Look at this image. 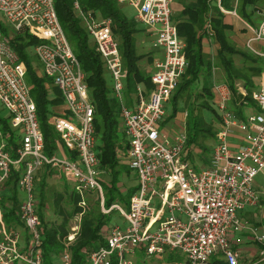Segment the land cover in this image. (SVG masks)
<instances>
[{
	"label": "built area",
	"instance_id": "1",
	"mask_svg": "<svg viewBox=\"0 0 264 264\" xmlns=\"http://www.w3.org/2000/svg\"><path fill=\"white\" fill-rule=\"evenodd\" d=\"M116 1L130 6L136 12L137 22L152 29V47L161 49L163 55L153 68L152 89L145 96L137 88L135 107L128 109L123 96L124 70L110 20L97 19L94 13L80 8L79 0H73V11L110 74L112 95L118 103L128 144L124 156L135 176L136 191L129 198L128 207L115 204L104 209L94 107L78 60L59 24L54 0H0V16L9 29L23 30L38 41L32 48L33 55L41 73L60 91L72 119L57 117L50 124L59 134L62 146L75 153L77 160L70 162L46 154L36 106L25 82V68L10 45V37L0 31V112L5 113L3 118L9 120L10 128L20 134L14 154H10L0 118V189L15 168H22L17 176V186L24 193L19 219L29 236L27 250H20V235L6 230L0 205V264H43L36 249L40 242V220L36 213L34 182L36 171L45 166L61 173L80 196L97 193L103 215L116 211L123 219V226H110L104 245L91 252L87 264H135L131 258L136 250L142 251L146 258L180 254L184 262L175 264H209L213 259L224 264H240L229 235L245 232L264 247V234L239 218L243 210L255 207L262 195L253 189L251 182L258 174L264 178V74L259 90L251 94L259 112L244 120H238L228 111L227 86L219 84L214 88L218 97L215 110L220 118L219 128L213 139L209 165L195 170L185 160V136L177 134L168 142L159 128L165 116L164 105L187 69L185 44L171 23L173 0ZM248 29L249 52L264 59L263 52L251 47L253 42L264 41V20L257 28ZM235 86L244 95L240 85ZM234 130L242 134L243 140L235 155L228 140ZM79 204L85 207L83 202ZM73 238L74 235L68 236L59 264H71L67 246ZM259 256L264 262V248Z\"/></svg>",
	"mask_w": 264,
	"mask_h": 264
},
{
	"label": "trees",
	"instance_id": "2",
	"mask_svg": "<svg viewBox=\"0 0 264 264\" xmlns=\"http://www.w3.org/2000/svg\"><path fill=\"white\" fill-rule=\"evenodd\" d=\"M213 0H192L183 5V11L178 15L174 25L176 26L178 38L185 44L184 54L187 62V69L181 77L178 88L171 96V113L175 116L177 104L180 100H187L193 96L194 102L200 101L198 108L193 106L194 102L187 106L189 110L185 123V160L191 152L199 151L205 153L207 141L215 136L218 117L212 107L213 94L207 84L198 87V82L203 73L209 75L212 67L209 62L204 63L202 50V37L207 34L206 28L209 25L213 45L216 47V63L221 67L226 82L230 86L232 95H235L233 88L234 80L244 82L247 91V97L243 99L251 103L250 90L252 88L251 78L259 76L262 67L251 66L246 70H240L233 66L232 57L237 55L245 62L251 65L256 64V60L247 53L236 49L227 38V33L231 32L232 26L223 22L224 15L217 9L211 8ZM227 0H221V4L227 7ZM264 0H237L236 10L240 19L250 21L253 10L261 9ZM81 9L99 13L101 18L111 21L112 34L118 41L119 56L123 69L127 72V90L133 88L136 84H143L151 89V77L142 74L138 69V63L146 57L137 52L135 37L142 32L138 29L133 18L127 17L120 10L116 0H80ZM55 13L57 14L59 24L65 33L67 42L71 45L72 51L78 60L81 72L84 75V83L88 88L90 101L94 107V130L96 135L98 169L102 177L103 203L104 209L111 207L114 202H121L124 207L128 206V200L133 195L135 186L123 190L119 187L122 177L128 178L131 173L129 168L118 158L117 150L124 149L126 144L120 137L119 116L116 114V105L110 99L111 89L107 86L105 71L101 57L94 49L93 43L81 27L80 22L73 11V0H54ZM252 9V12L251 10ZM1 31V28H0ZM4 36L10 37L12 46L17 59L25 68V82L29 88L30 97L36 106V115L39 120L40 131L43 134V142L46 152L51 154L54 149L57 136L48 124L50 115L55 114V109L62 105L61 94L58 89L52 90V98H48V89L46 85L49 81L45 77H40L39 66L29 50L38 44V41L32 39L27 32L21 30L13 31L10 35L1 31ZM186 104V103H185ZM201 111L209 112L213 118L205 121ZM2 129L9 133V143L13 144L17 139V133H12L8 129L6 119L2 120ZM124 146V147H123ZM16 177L10 179V188L12 191V208L6 209L7 220H16L14 217L17 211V195L14 191ZM44 183H40V192L38 193V208L36 210L40 226L38 234L40 236L39 245L36 247L41 252L43 264H55L58 255L62 252L63 241L69 232V224L74 216L81 214L78 230L74 241L69 245L70 263L87 264V259L91 252L104 245L105 228L109 223L107 215H102L99 211L82 210L78 202L80 196L72 190H66L65 194H59L55 197L52 205L54 212L59 219L54 223L45 221L41 212L44 207ZM98 204V203H97ZM98 207V206H97ZM18 223V222H16ZM264 224V223H263ZM27 238V237H26ZM27 250V249H26ZM172 255H166L168 263L172 261ZM13 264H23L16 262ZM209 264H224L221 261L213 260Z\"/></svg>",
	"mask_w": 264,
	"mask_h": 264
},
{
	"label": "crops",
	"instance_id": "3",
	"mask_svg": "<svg viewBox=\"0 0 264 264\" xmlns=\"http://www.w3.org/2000/svg\"><path fill=\"white\" fill-rule=\"evenodd\" d=\"M190 1H192V0H173L172 1L170 10H171V23L173 25H174L176 19L178 18V15H180V13L183 11L182 10L183 9V5H186V3L190 2ZM79 4H80V0H79ZM117 4L119 5V7L120 6H125V5H121L119 3H117ZM226 4H227V7H224L221 4V0H219V1L218 0H213L210 5H211V8L214 11L218 9L224 15L223 22L226 23L227 25H231L232 26V23L227 20V16H230V15L234 16L235 18H237L239 20V22L243 24V31H246L247 30V37H245V36L243 37L242 34L239 35V36L237 35L236 38H237L238 41H237L236 44L234 43V47L236 49L244 52L245 54L247 53L249 56H252V58H254L256 60V64L255 65H251L247 61L245 62L241 57L235 55V56L232 57L233 66L236 67L237 69H240V70H246V68H249L251 66H254V67L259 66L260 68L262 67L261 74L259 76H256V77L251 78L252 85H253L252 88H251V90H250V95H251L253 93H256L259 90V86H260V82H261V77L264 74V59L263 58L256 57L251 52H249V50H248V48L246 46L247 41L251 38L250 37L251 34H250V31H249L248 27L254 29V28H257L262 23V21L264 20V7H263L262 10L261 9H259V10H253V12H252V9H250L251 12L253 13L252 16L250 17V21H243L242 19L239 18L238 14H237V10H236L237 0H231L230 2H229V0H227ZM126 6H128V5H126ZM230 6H231L232 9H230V11H229L228 8H230ZM128 7H130V6H128ZM80 8H81V6H80ZM219 8L223 9L225 11V13H223ZM133 12H134V17H132V18L134 19L135 23L138 24V25H140L142 28L145 29L146 35L149 38L148 40H150L149 41V44H148V46L150 47V51H146V53L149 52L148 53L149 55L147 57H145V63L146 64L143 67H141V68H142V70H145V73L144 74L149 75L151 77V75H152V73L154 71L153 68H154L155 63L158 62V60H160L162 58V55L163 54H162L161 49H159V48L158 49H155V48L152 47V42H153V33H152L153 31H152V29L150 27H147V26H145L143 24L141 25L140 23H138L137 20H136V12L134 10H133ZM91 13H94V12H91ZM94 14H95V17L97 19H104V18H101L100 17L99 13H94ZM254 16H257V17L262 16L263 17L262 20L260 21V24L252 25L251 21H252V18ZM206 26H207V28H206L207 34L202 37L203 39H202V45H201L202 46L201 53L203 54V61H204V63H208L209 62V64L212 67V69H211L209 75H205L203 73V75L199 79L198 87L201 88L203 86V84H207L210 87V91L212 90V94H213V97H214L213 102H212V107H213L214 111H216L215 110V106H216V104L218 102V97H216L215 89L214 88L216 86H218L219 84L226 85L227 88H228V91H229V96H230V99H229V101L227 103V109H228V111H230L232 113V115H234L235 118H237L238 120H244L249 115L258 113L259 110L257 109V107L255 105V102L252 100V95L250 96L251 97V103H249V101H245L243 99L244 97H247V91H246V88L244 87L245 85H244V82L243 81L238 80V79L237 80H234L233 88H234L236 94L235 95H232V92L230 90V86L226 82V77H225V74H224L222 68L217 66V63H216V51L214 52L215 54H212V53L209 52V48L213 45V42H212L211 34L208 32L209 31V25L207 24ZM110 27H111V25H110ZM232 29L234 30L233 26H232ZM111 33H112V27H111ZM112 36H113V34H112ZM137 36H139V35H137ZM113 39L116 41L115 37H113ZM181 41L183 42V40H181ZM228 41L231 44L229 38H228ZM117 43H118V41H117ZM251 47H252V49H254L257 52H260V53L263 52L264 53V41L253 42L251 44ZM136 48H137V42H136ZM118 53H119V50H118ZM120 58H121V56H120ZM236 58L238 59V61H236ZM37 62H38V60H37ZM140 62H142V61H140ZM37 64L39 66V63H37ZM103 68H104V71H105V78H106L107 86H109L110 89H111L110 99L115 102L116 109H117L116 110V114L119 116V118H118V120H119V129H120L119 134H120V137L123 138L124 145L126 144V146H125L124 149H118L117 150L116 158L117 159L119 158L128 167V160L124 156V154L127 151L128 144H127V139H126V136H125V133H124V129H123V126H122L121 116L119 114L118 103L113 98V95H112V85H111V77H110L109 72L105 69L104 64H103ZM138 69H139V66H138ZM122 70H124L123 69V66H122ZM140 72H141V70H140ZM38 73H39V76L40 77H45L43 75V73H41L40 66H39ZM108 80H109V83H108ZM126 80H127V72H126V70H124V77H123V80H122V83L124 85L123 96H124V100H125L126 106L128 107V109L131 110V109H134V107H135L134 104H135V101H136V99H135L136 89L137 88H140L142 90L143 94L146 96V94L152 88L149 89L146 86H144L143 84H136L133 88H131L130 90H127ZM48 81H49V84L46 85V88L48 89V98L51 99L52 96H53L52 95V90L53 89H57V88L53 87V85H52V83H51L50 80H48ZM236 84H239L240 87L244 90V95H242L236 89V86H235ZM88 96H89V93H88ZM61 98H62V96H61ZM170 99H171V97H170ZM170 99L164 105V113H165V116H164L163 120L160 122V125H159L160 131L163 132V135H164V137L166 138V140L168 142H171V140L177 134H183L185 136V127L184 128H181V127H178L176 125L177 122H178V120H179V117L177 116L178 115L177 114L178 109H181V103H185V100L184 101L183 100H180L178 102L176 114H175L174 117H172V113H171V108L172 107H171V100ZM89 100H90V97H89ZM61 102H62V105L58 106L57 109H55V111H56L55 114L50 115L49 118H48V124L52 128V131H54V130H53V127H52V125L50 123H51V121H52L53 118L63 117L65 119H67L68 121H72L71 117L69 116V114H68V112L66 110L65 103L63 102V99H62ZM168 103L170 104L169 114H167V106H168ZM186 113L184 115L187 117V114L188 113L187 114ZM207 113L209 114L208 117H211V119H212L213 118V115L211 113H209V112H207ZM216 115L218 117V122L216 124L217 127L215 129V133L218 130L219 123H220V118H219V116L217 114V111H216ZM3 117H5V113L0 112L1 132L3 133L4 141H5V144H6V149L10 152V154H14V151H15L14 148H15V146L19 142L20 134H19V131L18 130H16V129L15 130H12L10 128V126H9V120L6 119V118H3ZM4 119H6V121H7V126H8V129L10 130V132L17 133V136L18 137H17V139L15 140V142L13 144L9 143V140H8L9 133H7V131H3V129H2V120H4ZM204 119H205V121H209L206 118H204ZM39 127H40V125H39ZM54 133L57 136V139H56L55 143L53 144L54 149H52L51 154H48L46 152V148H45L46 154L49 155V156H55L57 158H59V157L60 158H64L66 160H69L70 162H76L77 160H76L75 153L67 151L66 148H64V146H62V144H61V139H60L59 134H57L55 131H54ZM213 139H212V141H213ZM185 140H186V137H185ZM228 140H229V148H230L232 154L235 155V153L237 152V149L239 148V146H241L243 144L242 134L239 131L234 130L233 131V134L228 138ZM43 145H44V142H43ZM95 145H96V135H95ZM213 145H214V141H213ZM96 147H97V145H96ZM212 148H213V146H212ZM183 152H185V147H184V151ZM96 156H97V148H96ZM205 158H206V156H205ZM205 158H203L204 163L198 165L199 168H200L199 170H203L204 168H206L209 165L210 157H208L209 159L208 158L205 159ZM98 166H99V164H98ZM21 171H22V168H19V169L15 168L9 174V176H8L9 178L6 179L2 183L1 189H0V205L2 206V204H3V206H5L6 209L12 208V203H11L12 191H11V188H10V185H9V183H10L9 181L12 178V176H15L16 177V181H15L13 187H14V191L16 192V195H17V202H18L17 203V206H18V208H17V211L14 214V217L18 221H15V220H7V218H5L4 216H5V214H7L8 211L6 209H4V207L2 206L3 221L5 223L4 226H5L6 230H11V231L15 232L16 234L20 235L21 243L19 244V249L22 250V251H26V248H28V246H29V242H28L29 241V236L27 235V232L24 229L23 223L19 219V208H20L19 205L22 203V201L24 199V193L22 191H20L19 188H18V186H17V179H18L17 176H19V173ZM98 172L100 174L99 169H98ZM130 173H131L132 177H134V180H135L134 173H132L131 171H130ZM49 175H54L57 178H59V180L61 179L65 185L69 186L68 187L69 190H72L74 193L78 194L73 189V184L70 181H68L63 175H61V173H59L56 170H51L50 168H48L46 166L43 167V168H41V169H39V170H37L36 173H35V182L37 180L40 181L38 183L39 184V190H40V183H44V187H45V178L48 177ZM99 179H100V183H101V181H102L101 174L99 176ZM133 186H135V184ZM252 187H253V189L255 191L262 193V195L260 196V201L264 200V188H262V187H257L256 188V187L253 186V183H252ZM101 188H102V183H101ZM102 190H103V188H102ZM135 191H136V189L134 190V192ZM19 192L21 194H23V198L22 199L19 198ZM34 194H35V201H36V205H37L38 204V195H37V193H35V188H34ZM103 199L104 198H103V191H102V203H103ZM80 202H83L85 204V207H82L79 204ZM95 202L98 203L99 211L103 215V213L101 212V201H100V197L95 192H89V193L84 194L83 196H80V201L78 202V204H79V207L82 208V210H88V209L91 208L92 205H94ZM115 204L116 205H120L123 208H127L128 207V206L127 207H124L121 202H114L113 205H115ZM103 206H104V204H103ZM255 207L246 208L245 210H248V209L251 210L252 209L251 212H253V209ZM37 208H38V205H37ZM37 208H36V210H37ZM245 210H243L241 212V214L239 215L240 220L242 222H245L250 227L253 226V227L258 228V230L260 231V233H263L264 234V224H263L264 223V220H261L260 221V225L259 226H255L253 224L251 225L250 224V220H249V217L251 216V213H246L245 214L244 213ZM110 213L105 214V215L108 216ZM80 216H81V214H77L70 221L68 235L66 237V240L63 241V248L64 249L58 255L57 260L54 262L55 264H59V260L61 258V255H62V253L66 249L65 248V244L67 243L68 236L69 235H74V238L68 244L67 248L74 241V239L76 237V232H77L78 226H79L78 224L80 222ZM16 222H18V223H16ZM112 225H117V224H115V223L109 224L108 223L107 226H106V228H105V230H104L105 231L104 242H105V239H106V235L108 233L107 231L110 228V226H112ZM120 226H121V224H120ZM20 230H23L24 236L20 234ZM243 239H245L246 242H248V243L249 242H254L253 240H251V238L247 234H245V232H239L237 234L232 233L231 235H229V242L231 243L232 248L238 253L239 257H240V254H241V250H240V247H238V245L241 244V243H243ZM236 247H238V248H236ZM140 252L143 253L142 251H140ZM39 253L41 254L40 251H39ZM68 253L70 255L69 248H68ZM133 258H134V256L131 258V260L134 261L135 264H137L136 261H135V259H133Z\"/></svg>",
	"mask_w": 264,
	"mask_h": 264
},
{
	"label": "rangeland",
	"instance_id": "4",
	"mask_svg": "<svg viewBox=\"0 0 264 264\" xmlns=\"http://www.w3.org/2000/svg\"><path fill=\"white\" fill-rule=\"evenodd\" d=\"M230 1L231 0H229V2ZM263 7L264 6H261V10L263 9ZM230 9H232L231 6H230V8H228V10L230 11ZM120 10L122 12H124V14L127 17H129V18L134 17V12L130 7H128L126 5L120 6ZM262 18H263L262 16H259V17L254 16L252 18V21H251L252 25L260 24V21L262 20ZM227 20L232 23V26L234 28V30L232 29L231 32H229L227 34V37L229 38L230 42L233 45H234V43L236 44L238 41L236 38L237 35L239 36L242 34L243 37L244 36L247 37V30L243 31V24L240 23L237 18L230 15V16H227ZM137 26H138V29L142 30L140 35L136 36L137 39L135 38L137 41V52H138V54L146 55V57H147L149 55L148 54L149 52L146 53V51H150V47L148 46L150 40H148L149 38L146 35L145 29L142 28L138 24H137ZM0 28H1V31H4L7 34L10 33V35L13 32V30L9 29L8 25L5 23L2 16H0ZM215 51H216V47L212 45L209 48V52L212 54H215L214 53ZM29 53L33 56V51L31 49L29 50ZM33 59H35V57ZM35 61L37 62V59H35ZM236 61H238L237 58H236ZM145 64L146 63H145V57H144V60H142V62L138 63L139 70H141V72L143 74L145 73V70H142L141 67H143ZM108 83H109V80H108ZM193 102H194V97L192 96L188 102H187V100H185L186 104L181 103V109H178V112H177V114H178L177 116L179 117V120H178L176 125L178 127L184 128L185 123H186V119H187V117L184 114L186 112L187 113L189 112V110H187V106H189ZM199 103H200V101H197V99H196L193 106L198 108ZM169 111H170V104L168 103L167 114H169ZM201 115L203 116V118H206L208 120L211 119V117H208L209 114L205 111L204 112L201 111ZM206 145H207L208 149L205 151V153H202V152L200 153L199 151H195V152H191L188 154L187 160H188L190 166H192L196 170L200 169L198 166L199 164L204 163L203 158H205V156H206L205 159L210 157V154L212 151V146H213V141L208 140ZM39 182L40 181L37 180L34 183L35 193H37V195L40 191L39 190V184H38ZM252 183H253V186L256 188L257 187L264 188V179H263L261 174H258L253 179ZM134 184H135L134 177H132V175H130L128 178L122 177L120 179L119 187L123 188V190L126 191V189H128V188L130 189L131 187H133ZM68 187L69 186L65 185L61 179L59 180V178H57L54 175H49L48 177L45 178V187H44V198H45V200L43 202L44 207L42 208L41 212L43 213L46 222L48 221L49 223H54V222L59 220L57 218L55 212H54V205H52V203H53V201L57 195H59V194L64 195L65 191L69 190ZM19 198L20 199L23 198V194H21L20 192H19ZM97 206H98V204L95 202L94 205L91 206L90 210L94 211V213H97L99 211V207H97ZM251 211H252V209L251 210L248 209V210H245L244 213L245 214L251 213V216L249 217L250 224L251 225L253 224L255 226H259L260 221L264 220V200L259 202V204L253 209V212H251ZM107 217L109 218V224L115 223L119 226H120V224H121V226L124 225L122 217H119L118 213L115 211H112ZM20 234L24 236L23 230H20ZM238 247H240V250H241L240 264H264V262L260 261V256H259L260 251L264 247L260 246L258 243H256V242H249L248 243V242H246L245 239H243V243L239 244ZM238 247H236V248H238ZM133 259H135L137 264H175V263L184 262V259L180 254L175 255L172 258V261L170 263H168L166 256L165 257L163 256L162 258H156V257L146 258L145 255L143 253H141L139 250L135 251V256Z\"/></svg>",
	"mask_w": 264,
	"mask_h": 264
}]
</instances>
